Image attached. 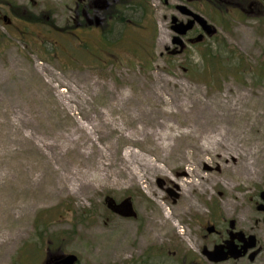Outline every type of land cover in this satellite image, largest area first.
<instances>
[{
  "label": "rangeland",
  "instance_id": "obj_1",
  "mask_svg": "<svg viewBox=\"0 0 264 264\" xmlns=\"http://www.w3.org/2000/svg\"><path fill=\"white\" fill-rule=\"evenodd\" d=\"M175 5L180 3L0 0L1 15L12 22L0 18V264H38L49 249L75 255L80 264H140L147 256H170L158 261L164 263L175 249L199 255L214 240L208 232L214 215L238 217L247 199L264 188L262 126L256 129L263 133L262 160L244 187L231 195L222 186L209 187L200 200L204 215L182 218L177 236L164 242L140 243L144 211L153 209L159 194L174 206L183 193L167 178L151 176L153 192L137 186L129 169L139 166L123 158L131 152L147 156L153 148L140 141L142 131H155L150 113L160 103L151 85L160 87L164 108L174 113L178 105L194 110L198 101L213 110L215 99L232 101L239 111L264 99V0L228 6L231 14L224 9L221 16L206 0L194 3L190 9L219 35L186 54L171 43L167 18ZM245 111L256 115L250 106ZM183 121L177 116L170 123L177 135L189 131L205 143L208 135L194 124L179 128ZM223 138L214 145L216 154L189 150L191 164L214 175L236 156L240 162L243 143ZM169 154L160 151L159 157ZM169 172L183 178L182 170ZM107 199L130 208L116 214ZM121 222L133 225L126 254L117 242ZM183 232L188 236L181 241Z\"/></svg>",
  "mask_w": 264,
  "mask_h": 264
},
{
  "label": "bare ground",
  "instance_id": "obj_2",
  "mask_svg": "<svg viewBox=\"0 0 264 264\" xmlns=\"http://www.w3.org/2000/svg\"><path fill=\"white\" fill-rule=\"evenodd\" d=\"M160 87L157 84L151 85V92L155 95L160 105L155 107L150 113V121L153 125L150 127L151 132L142 131L140 136L141 142H146L153 146L151 151L147 152V156H141L134 152L124 155V161L133 159V165H138L139 170L129 169L131 173V182H135L137 186L145 185L151 192L152 186L150 184V177L167 178L173 183L183 189L182 198L180 202L175 201L174 206L162 203L164 196L158 195L153 209L149 212L144 211L147 226L140 236L141 245L146 244L147 241L164 242V239L169 235L177 236L176 230L182 221V218L187 216H196L198 214L204 215L205 212L200 206V200H203L209 187L222 186L229 194L232 189L244 187L245 180L253 176L256 172L259 162L262 160L261 156V141L263 139L262 131L257 132L258 128L264 127V99L258 98L256 101H249L241 110H237V103L223 102L219 99L214 101V110L212 106H208L201 101H198L194 110H186L182 105L176 106L177 113L170 112L164 107L167 105L163 99L158 95ZM256 111V115L245 111L248 107ZM244 110V111H243ZM183 117L184 125L190 128L191 124L197 126L203 135H208L205 138V143H201L198 136H194L189 131L177 135L178 128L175 125H170L175 117ZM207 117V118H205ZM158 131L163 134L159 135ZM93 134V130L90 131ZM229 138L235 144L243 143L246 148V155L243 159L238 160V156L233 160L234 164L223 165L219 174H207L200 170L199 166L191 164L193 154L188 152L195 149L202 151L204 154H216L214 145L220 144V138ZM223 138V139H224ZM136 140L134 143H139ZM169 150L170 158L163 159L159 157L160 151ZM178 153L180 158L174 157ZM169 154V155H170ZM225 161L229 160V155L226 153L217 154ZM149 157H155L154 160ZM169 161V162H168ZM164 164L163 167L158 164ZM205 164L207 162H204ZM182 170L183 178H173L169 171ZM126 180V176H122ZM231 195V194H230ZM179 199V196H176ZM231 198V197H230ZM145 210V209H144ZM133 225L126 222L120 223V230L117 237L119 249L122 254L128 252V232ZM188 234L178 236L183 241V238Z\"/></svg>",
  "mask_w": 264,
  "mask_h": 264
},
{
  "label": "flooded vegetation",
  "instance_id": "obj_3",
  "mask_svg": "<svg viewBox=\"0 0 264 264\" xmlns=\"http://www.w3.org/2000/svg\"><path fill=\"white\" fill-rule=\"evenodd\" d=\"M177 1L180 5H175L173 10L174 14L170 18H165H167L171 33L175 35L171 43L174 46H181L183 54H186L191 47L206 43L207 38L215 39L219 35V31L214 25L213 36H208L196 18L189 14V11L198 14L190 9V7L199 0ZM206 1L212 4L218 16L219 14L221 16L225 13L224 9L230 13V8H227L228 6H232L234 10L244 6V3H234L232 0ZM165 3L170 4V0H165ZM182 7H185L186 10H182ZM3 16L5 15H1L0 13V18H3ZM191 20H194L191 30L186 35L181 36L182 44H178L176 27L180 23L189 24ZM90 22L86 23L91 25ZM175 52L174 50L170 51V54ZM252 204L253 207L251 208ZM124 208H121L120 211L122 212ZM252 211L255 212L253 218H251ZM208 232L214 235V240L210 245L202 247L199 255H193L187 252L183 253L180 249H178L180 251V254H178L175 249L172 253L173 256L170 258L171 260L167 262L162 263L158 261L167 258L168 255L160 258H155L151 255L145 257V261L140 264H264V188L260 189L255 197H249L247 199V205L242 208L238 217L232 216L228 219H222L215 214L214 226L209 228ZM179 234H181L180 231ZM66 256L65 253H54L49 249L48 254L38 264H63ZM151 260H154V262ZM75 264H80L79 258Z\"/></svg>",
  "mask_w": 264,
  "mask_h": 264
},
{
  "label": "water",
  "instance_id": "obj_4",
  "mask_svg": "<svg viewBox=\"0 0 264 264\" xmlns=\"http://www.w3.org/2000/svg\"><path fill=\"white\" fill-rule=\"evenodd\" d=\"M182 10H186L185 7L181 8ZM190 15H193L196 20L201 24L205 32L208 34V36H213L214 34V27L208 23V21L203 18L202 16L195 14L191 11H189ZM3 20L7 23H10L9 18L7 16L3 17ZM176 21V20H175ZM194 24V20H191L189 24L180 23L178 27H176V33L178 34L176 39L178 44H182L181 36H184L187 34L189 30H191L192 26ZM108 208L111 209L115 213H121V208L128 207L130 208V205L125 202L123 204H117L115 200L113 199H107ZM78 258L75 255H67L66 259L63 261V264H75Z\"/></svg>",
  "mask_w": 264,
  "mask_h": 264
},
{
  "label": "trees",
  "instance_id": "obj_5",
  "mask_svg": "<svg viewBox=\"0 0 264 264\" xmlns=\"http://www.w3.org/2000/svg\"><path fill=\"white\" fill-rule=\"evenodd\" d=\"M232 1H234V3H246V2H247V0H232ZM36 21H37V22H42V19H41L40 17H38V18L36 19ZM37 22H36V23H37ZM207 56H208V57H206L207 60H208V59L212 60L211 57H210V56H211L210 54H208ZM213 57H214V56H213Z\"/></svg>",
  "mask_w": 264,
  "mask_h": 264
}]
</instances>
